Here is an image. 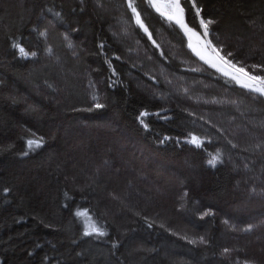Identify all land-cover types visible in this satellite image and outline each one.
Segmentation results:
<instances>
[{"label":"trees","instance_id":"trees-1","mask_svg":"<svg viewBox=\"0 0 264 264\" xmlns=\"http://www.w3.org/2000/svg\"><path fill=\"white\" fill-rule=\"evenodd\" d=\"M129 2L0 0V264H254L264 248V102L131 0L153 46ZM182 5L264 76V0Z\"/></svg>","mask_w":264,"mask_h":264},{"label":"snow or ice","instance_id":"snow-or-ice-1","mask_svg":"<svg viewBox=\"0 0 264 264\" xmlns=\"http://www.w3.org/2000/svg\"><path fill=\"white\" fill-rule=\"evenodd\" d=\"M152 6L156 8L157 11H161V8L159 6V4L155 3L154 0L152 2ZM129 7L132 8V11L135 13L136 9L135 7L132 5L131 0L129 3ZM166 8L171 9V12H161L162 15H166L167 18L172 21L174 20L176 23L183 25V12H184V8L181 6L180 0H167V4L165 5ZM193 7H195V3L193 4ZM196 13L197 15H200V9L196 8ZM137 22L140 23L141 27H143V24L140 20L139 14H137ZM202 28L204 29V35L207 36L208 35V29H209V25L214 23V21L212 20H204L201 19L200 21ZM210 44V42H209ZM13 47L18 48L19 52L24 55L27 56L29 55L28 52L25 51V49L23 47H20L19 44H14ZM214 51L217 52V54H219V50L214 49ZM199 55V53H197ZM31 55H35V53H31ZM232 53H228V56H231ZM220 60L227 66H229L232 70H233V79H235L238 83H243V86L248 88L250 91H253L259 95H264V76L262 75H257V74H253L249 71H247L245 69V67H237L236 64H233L231 60H228L226 57L220 56L219 57ZM201 59H204L203 56H201ZM214 67L216 65H213ZM258 66L257 65H252L251 68L252 69H256ZM264 70V69H262ZM228 73H226L227 75ZM93 99H97L95 96H93ZM95 107L100 108L103 107L102 104L97 103L95 105ZM145 115V113H141V116ZM143 123V121H141ZM42 138H38V139H31L29 140L28 146L30 149L32 148H39L42 144ZM189 143H193L195 144L197 147H200V141L197 137H192V139L190 141H188ZM219 159V153H217L216 156H213L212 159H210L208 161V163L212 166H215L216 162ZM77 215H83V213H77ZM92 232H95L99 235H103V232H99L98 229H96L95 227H92L91 229ZM90 234L89 232H86L85 235ZM227 252V249L225 250Z\"/></svg>","mask_w":264,"mask_h":264},{"label":"water","instance_id":"water-1","mask_svg":"<svg viewBox=\"0 0 264 264\" xmlns=\"http://www.w3.org/2000/svg\"><path fill=\"white\" fill-rule=\"evenodd\" d=\"M146 1L151 5L149 6L154 14H156L162 20L172 24L180 32L186 42L187 51L196 61L211 67L225 79L239 86V88H241L243 91L259 97L264 102V95H259L253 91H250L248 88L243 86L242 82L238 83L235 79L232 78L234 75L233 70L220 60V54H217V52L214 51L215 48L211 44H209L208 38L204 35L202 31L200 32L196 30L189 24L187 18V11L182 5L181 0V6L184 8L182 17L183 25L176 23L174 20L170 21L166 15H162L160 11H157L156 8L152 6V0ZM197 53H199V55ZM201 56H203L204 59H201ZM213 65L216 66L214 67ZM226 73L228 74L226 75ZM192 144L193 143H190V146Z\"/></svg>","mask_w":264,"mask_h":264},{"label":"rangeland","instance_id":"rangeland-1","mask_svg":"<svg viewBox=\"0 0 264 264\" xmlns=\"http://www.w3.org/2000/svg\"><path fill=\"white\" fill-rule=\"evenodd\" d=\"M128 2H129V0H128ZM181 2H182V0H181ZM130 3V2H129ZM148 3V2H147ZM149 4V3H148ZM167 4V0H164V1H162L161 3H160V8H161V12H171V9H169V8H166L165 7V5ZM150 5V4H149ZM151 6V5H150ZM149 6V7H150ZM130 8V7H129ZM151 9V8H150ZM130 10V12H132V14H133V16H134V19H133V23H134V25L136 26V28H138L140 31H141V33H143L144 35H146L149 39H150V41H151V43H152V45L153 46H156V44L154 43V41H152V38H151V35H150V33H149V31H148V29L145 27V25H144V23L142 22V20H141V18H140V20H141V22H142V24H143V27H141V25H140V23H138L137 22V14L138 13H134L133 11H132V8H130L129 9ZM152 10V9H151ZM153 12V11H152ZM140 17V16H139ZM167 22V21H166ZM169 23V22H168ZM203 30V29H202ZM201 32V31H200ZM203 33H204V31H202ZM207 37V36H206ZM207 66V65H206ZM217 72V71H216ZM91 81L90 80H87V82H86V85H85V90H86V95H87V98H88V101L89 102H93V101H96V99L94 100L93 99V96H95L97 93H98V90H97V87L95 88V86L93 85H91ZM239 87V86H238ZM100 88V87H99ZM96 97V96H95ZM100 98V97H99ZM98 101V100H97ZM193 145V144H192ZM195 145V144H194ZM192 147H195V148H197V146L195 145V146H192ZM219 164V160L216 162V164H215V166L216 165H218ZM123 191H121V194L123 195L125 192H123ZM120 193V192H119ZM119 193H117V194H119ZM108 195V194H107ZM121 195V196H122ZM119 198V197H118ZM168 206H169V204H171V203H169L170 201L169 200H163ZM149 204V203H148ZM171 206V205H170ZM166 208V206L164 207V209ZM166 210V209H165ZM170 213H167L166 212V214H165V216H163V218H168V220L170 221L172 218H173V216H171V215H169ZM86 219V221H87V223H88V226H87V232H89V233H94V234H97V233H95V232H92L91 231V229H92V227H95L94 225H92L91 224V218L90 217H88V218H85ZM90 222V223H89ZM96 228V227H95ZM97 229V228H96ZM100 232V231H99ZM258 247V246H257ZM250 249V248H249ZM254 251H256V253H255V255H249V257H246L245 258V256H243L244 254H243V252H242V257H244L243 259H247L248 258V260H250V261H252L254 264L256 263V264H258L260 261H264V248H255V250ZM249 258H251V259H249ZM234 259V258H233ZM258 262V263H257Z\"/></svg>","mask_w":264,"mask_h":264},{"label":"bare ground","instance_id":"bare-ground-1","mask_svg":"<svg viewBox=\"0 0 264 264\" xmlns=\"http://www.w3.org/2000/svg\"><path fill=\"white\" fill-rule=\"evenodd\" d=\"M162 1H164V0H154V2L155 3H157V4H159V6H160V3L162 2ZM152 2H153V0H152ZM161 12V11H160ZM180 33V32H179ZM183 37V36H182ZM184 39V38H183ZM185 41V40H184ZM185 46H186V42H185ZM187 50V49H186Z\"/></svg>","mask_w":264,"mask_h":264}]
</instances>
